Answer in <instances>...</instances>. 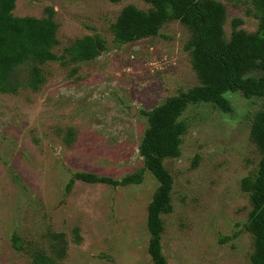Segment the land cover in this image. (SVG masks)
Instances as JSON below:
<instances>
[{"label":"rangeland","instance_id":"rangeland-1","mask_svg":"<svg viewBox=\"0 0 264 264\" xmlns=\"http://www.w3.org/2000/svg\"><path fill=\"white\" fill-rule=\"evenodd\" d=\"M226 7L229 38L254 32L250 0H218ZM127 4L147 11L145 0H16L17 16H46L57 24L56 58L41 65L37 88L0 92V264H39L44 256L65 264H153L146 208L158 181L144 168L139 143L145 111L198 83L188 43L192 29L166 19L155 34L114 40L111 24ZM96 38L97 54L76 56V42ZM30 68L19 65L24 82ZM248 74L258 75L259 71ZM230 110L190 104L180 154L163 159L172 177V209L162 213L166 264H252L251 208L241 179L253 176L260 151L251 140L258 97L224 93ZM128 184L71 181L76 172Z\"/></svg>","mask_w":264,"mask_h":264},{"label":"trees","instance_id":"trees-1","mask_svg":"<svg viewBox=\"0 0 264 264\" xmlns=\"http://www.w3.org/2000/svg\"><path fill=\"white\" fill-rule=\"evenodd\" d=\"M16 0H0V92H14L22 85L37 88L43 81L41 65L56 58L57 24L52 7L46 6V16H17L12 13ZM119 1V0H112ZM151 4L141 10L127 4L111 24L114 40L129 42L155 34L166 19H178L194 33L188 43L191 65L198 83L167 97L164 102L145 111L148 126L139 143L144 168L158 181L147 205L146 225L150 234L147 251L153 264H166L161 248L163 223L161 214L172 209L170 191L172 177L163 164L166 157L180 154L181 136L187 123L181 118L190 104L212 103L230 110L226 91H241L245 97H258L261 105L252 116L249 135L260 151L253 176L241 179V189L248 193L251 208L247 228L253 234L252 264H264V0H250L258 19L254 32L237 29L241 19L232 20L229 38L224 35L226 7L218 0H145ZM96 38L86 36L76 42L77 57L91 58L97 54ZM30 68L24 82L14 77L19 65ZM259 71L258 75L248 74ZM110 182L114 185L137 182L141 170L115 180L92 172H76L71 181ZM39 264H65L38 257Z\"/></svg>","mask_w":264,"mask_h":264}]
</instances>
